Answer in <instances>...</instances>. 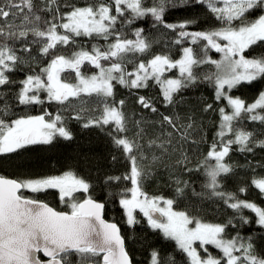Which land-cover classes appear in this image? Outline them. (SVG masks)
I'll return each mask as SVG.
<instances>
[{
    "label": "snow or ice",
    "instance_id": "snow-or-ice-1",
    "mask_svg": "<svg viewBox=\"0 0 264 264\" xmlns=\"http://www.w3.org/2000/svg\"><path fill=\"white\" fill-rule=\"evenodd\" d=\"M197 6L215 26L189 31L199 24L198 16L171 23L165 19L171 10ZM148 18L161 39L126 27ZM254 48L261 50L246 55ZM211 50L221 58L210 57ZM174 70L176 75H166ZM21 72L23 79H17ZM259 80H264V0H0V157L73 139L68 120L99 129L130 163L123 176L104 179L108 186L120 180L131 184L117 194L124 223L134 228L142 223L137 212L142 214L148 228L175 242L186 264H264L257 248L264 236L226 235L233 220L250 223L244 209L255 213L256 224L264 229V208L239 197L250 187L264 196V176L249 163L251 183L238 192L224 190L225 181L237 175L230 154L264 150V90L252 103L230 95L242 83ZM201 84L213 88L215 101L226 103L217 108L185 98L183 93ZM117 86L134 98L132 114L125 111V99L117 100ZM150 87L159 88L156 97L140 94ZM84 97L96 106H74ZM45 103L60 109L55 115L47 109L35 116L16 112L20 106ZM136 106L149 115L135 118ZM209 112L216 116V131L205 154L200 146L206 143ZM245 121L255 128L248 130ZM149 128L154 135L145 144ZM198 156L202 159L192 165ZM193 174L204 177L200 191L184 179ZM157 177L166 180L176 198L188 200L192 211L211 207L197 208L198 202L219 201L236 215L212 224L175 211L176 199L143 191V183ZM91 188L72 172L26 180L0 176V264H134L120 228L103 219L105 204L92 197ZM48 189L58 190L70 211H57L36 198ZM208 245L219 254L213 256ZM150 264L176 260L153 249Z\"/></svg>",
    "mask_w": 264,
    "mask_h": 264
},
{
    "label": "trees",
    "instance_id": "trees-1",
    "mask_svg": "<svg viewBox=\"0 0 264 264\" xmlns=\"http://www.w3.org/2000/svg\"><path fill=\"white\" fill-rule=\"evenodd\" d=\"M81 3L85 0H80ZM194 16L199 17V24L190 26L189 31L204 30L215 26L211 18L204 15V9L197 6L195 8H183L171 10L166 13L165 19L168 22H176L186 18ZM254 18V17H252ZM207 20V22H205ZM129 32L134 28H142L150 38L161 39V35L158 29L152 27V20L150 18L145 20H137L135 24L126 26ZM166 39V38H165ZM102 43V42H101ZM87 46V45H86ZM159 50V47L156 48ZM260 48H254L246 53L251 56L259 52ZM175 53V48H173ZM220 53L214 50L209 51L208 55L213 59L219 57ZM206 67L204 71H208ZM211 71H215L212 67ZM174 70L171 73H167L169 77L176 75ZM24 73H17V79H23ZM264 90V80L256 81L252 84L242 83L238 87L231 90L230 95L234 97H240L247 103H252L258 96L259 92ZM117 100L125 99L127 104L125 111L128 114H132L134 111L133 97L128 95L126 89L117 86ZM159 93L158 87H150L146 90H140L141 95L150 97H156ZM186 99L196 101L198 99L206 100L208 103H212L214 107L223 106V103L214 100L213 88L207 84H201L195 89H191L183 93ZM81 104L85 107H95V101L84 97L81 101H74V106L79 107ZM47 109L48 112L55 115L60 109V106L55 103L49 105L45 103L43 106L37 105L29 109H25L20 106L16 109L18 115H41L43 110ZM161 106V111H163ZM135 111L140 116L149 115L146 111L140 110L136 106ZM63 115L67 116L69 113L64 112ZM73 115L75 113H72ZM206 124L208 129L206 132V143L200 146L202 153L207 152L208 147L212 143V138L216 129L212 127L213 120L216 116L209 112ZM245 126L248 130H253L255 125L252 122L245 121ZM67 126L71 130L73 139L63 140L57 139L51 145H35L31 146L29 150L23 151L20 155L12 154L6 157H0V175L13 177L18 180L35 179L40 177H48L65 172H72L77 177H81L89 181L92 185L91 195L94 199L99 200L105 204L103 211V217L115 221L120 230L121 235L126 239V247L129 251L134 264H150V253L153 249H156L161 257L172 256L176 260V264H186V257L181 253L174 241L167 240L163 237L159 230L153 231L147 227L146 220L143 215L137 212L138 218L142 223L136 225L134 228L128 227L123 221V210L119 205V196L117 195L125 187L130 188L129 181L120 180L111 186L104 183L106 176H123L129 171L130 163L125 161L112 146L110 138L107 137L99 129H85L81 127L79 123L74 120H68ZM131 128V125H129ZM259 131V129H256ZM129 137L132 136V132L128 133ZM154 135V130L149 128L143 143H147V140ZM116 156L117 159L113 161L112 157ZM150 155V153H149ZM230 163L238 165L236 168L237 175L230 178L224 183V190L227 192H238V188L245 184H250L253 178V174L248 167V164L256 166V174L258 176H264V168L259 167L260 164H264V150L257 149L255 154H242L233 151L231 154ZM202 157H196L192 160V165L199 163ZM190 165V166H192ZM184 179H191L193 187L197 190H201V185L204 181V177L199 174H193L191 177L185 175ZM143 191L149 196H163L165 198L176 199V203L173 205L175 209L189 212L190 215L201 219L205 223H225L236 215L232 209L227 208L222 202H216L212 204L211 201H202L196 204L197 208H201L205 203L211 204V207L204 211H192L189 206L190 202L186 199L182 200L174 196V189L169 187L166 180L159 177L151 180H147L142 185ZM24 195L32 196L33 194L27 190H23ZM240 199H244L249 202L255 203L258 207L264 208V196L259 194V190L254 187L248 188L245 193H239ZM36 198L45 201L56 209L70 211L64 203L61 202L56 189H48L42 193L36 194ZM78 200L83 199L81 194H76ZM196 198L193 197V200ZM242 214L249 218L250 223L241 225L239 220H233V226H230L226 230L227 237H234L239 233L243 238L248 236L260 237L264 236V229H260L255 222V213L248 209L242 210ZM198 246V245H197ZM208 251L216 256L219 254V250L213 246L208 245ZM257 248L264 253V239L257 240ZM203 254V253H202Z\"/></svg>",
    "mask_w": 264,
    "mask_h": 264
},
{
    "label": "water",
    "instance_id": "water-1",
    "mask_svg": "<svg viewBox=\"0 0 264 264\" xmlns=\"http://www.w3.org/2000/svg\"><path fill=\"white\" fill-rule=\"evenodd\" d=\"M0 176H4V175H0ZM4 177H6V178H10V179H15V178H13V177H9V176H4ZM18 180V179H17ZM40 200V199H39ZM40 201H42V202H44V203H46L45 201H43V200H40ZM97 201H99V200H97ZM99 202H101V201H99ZM48 204V203H47ZM50 207H52L53 209H55V210H57V211H64V212H68V211H65V210H59V209H56V208H54L53 206H51L50 204H48ZM158 215V214H157ZM103 219L106 221V222H109V223H116L115 221H112V220H108V219H106V218H104L103 217ZM117 224V223H116ZM117 226H118V224H117ZM119 227V226H118ZM42 255V254H41Z\"/></svg>",
    "mask_w": 264,
    "mask_h": 264
},
{
    "label": "rangeland",
    "instance_id": "rangeland-1",
    "mask_svg": "<svg viewBox=\"0 0 264 264\" xmlns=\"http://www.w3.org/2000/svg\"><path fill=\"white\" fill-rule=\"evenodd\" d=\"M221 58V54H219V57L218 58H216V60H219ZM59 175H62V174H59ZM54 176H56V175H54ZM129 196H130V193L128 194ZM174 208V207H173ZM174 210L175 211H183V210H179V209H175L174 208ZM212 224H215V223H212ZM190 227H194V225H190ZM194 246H197V245H194ZM198 247V246H197Z\"/></svg>",
    "mask_w": 264,
    "mask_h": 264
}]
</instances>
